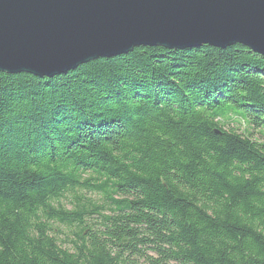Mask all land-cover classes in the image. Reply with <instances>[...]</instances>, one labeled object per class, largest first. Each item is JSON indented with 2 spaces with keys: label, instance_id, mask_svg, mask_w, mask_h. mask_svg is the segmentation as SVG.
I'll return each instance as SVG.
<instances>
[{
  "label": "trees",
  "instance_id": "16d2710c",
  "mask_svg": "<svg viewBox=\"0 0 264 264\" xmlns=\"http://www.w3.org/2000/svg\"><path fill=\"white\" fill-rule=\"evenodd\" d=\"M0 264H264V57L137 46L0 72Z\"/></svg>",
  "mask_w": 264,
  "mask_h": 264
},
{
  "label": "water",
  "instance_id": "95a60500",
  "mask_svg": "<svg viewBox=\"0 0 264 264\" xmlns=\"http://www.w3.org/2000/svg\"><path fill=\"white\" fill-rule=\"evenodd\" d=\"M239 43L264 57V0H0V72L55 76L137 46Z\"/></svg>",
  "mask_w": 264,
  "mask_h": 264
},
{
  "label": "rangeland",
  "instance_id": "374dc122",
  "mask_svg": "<svg viewBox=\"0 0 264 264\" xmlns=\"http://www.w3.org/2000/svg\"><path fill=\"white\" fill-rule=\"evenodd\" d=\"M229 126L230 127L231 126H235L237 128L240 127L239 125H237L235 123H229ZM241 127L244 128L243 126H241ZM254 138H257V135L256 134L254 135ZM85 198H87V199H93L96 202H100V200H99L100 196L98 194H92V193L85 192ZM60 202H61V204H63L65 206L66 209H70L73 206V203H72L73 202V199L69 195L66 196V197H64V198H61L60 199Z\"/></svg>",
  "mask_w": 264,
  "mask_h": 264
}]
</instances>
